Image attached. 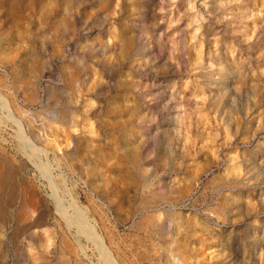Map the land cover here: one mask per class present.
<instances>
[{"label":"rangeland","instance_id":"obj_1","mask_svg":"<svg viewBox=\"0 0 264 264\" xmlns=\"http://www.w3.org/2000/svg\"><path fill=\"white\" fill-rule=\"evenodd\" d=\"M0 264H264V0H0Z\"/></svg>","mask_w":264,"mask_h":264},{"label":"bare ground","instance_id":"obj_2","mask_svg":"<svg viewBox=\"0 0 264 264\" xmlns=\"http://www.w3.org/2000/svg\"><path fill=\"white\" fill-rule=\"evenodd\" d=\"M33 203V202H32Z\"/></svg>","mask_w":264,"mask_h":264}]
</instances>
